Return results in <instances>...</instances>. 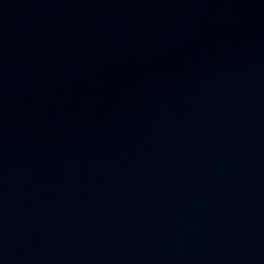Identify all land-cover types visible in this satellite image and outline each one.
I'll use <instances>...</instances> for the list:
<instances>
[{
  "label": "water",
  "instance_id": "1",
  "mask_svg": "<svg viewBox=\"0 0 264 264\" xmlns=\"http://www.w3.org/2000/svg\"><path fill=\"white\" fill-rule=\"evenodd\" d=\"M264 84V0H160Z\"/></svg>",
  "mask_w": 264,
  "mask_h": 264
}]
</instances>
